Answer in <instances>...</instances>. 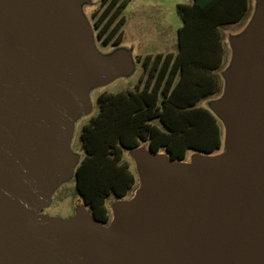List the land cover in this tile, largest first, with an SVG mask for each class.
Listing matches in <instances>:
<instances>
[{
	"label": "water",
	"instance_id": "water-1",
	"mask_svg": "<svg viewBox=\"0 0 264 264\" xmlns=\"http://www.w3.org/2000/svg\"><path fill=\"white\" fill-rule=\"evenodd\" d=\"M80 0H0V264H264V0L232 40L220 154L132 149L141 186L109 228L85 208L36 214L76 164L86 89L127 69L94 49Z\"/></svg>",
	"mask_w": 264,
	"mask_h": 264
},
{
	"label": "trees",
	"instance_id": "trees-1",
	"mask_svg": "<svg viewBox=\"0 0 264 264\" xmlns=\"http://www.w3.org/2000/svg\"><path fill=\"white\" fill-rule=\"evenodd\" d=\"M128 3L101 0L100 9L93 12L103 44L122 41ZM248 9L249 0L177 4L183 22L178 51L138 57L143 72L149 69L141 88L140 77L133 90L99 95L98 114L82 127L85 155L75 170L76 189L96 220L109 223L108 196L125 197L138 188L135 175L121 162L124 148L147 142L152 152L165 151L173 161L185 160L190 149L215 154L222 148V125L199 103L220 89L216 72L224 63L225 49L219 27L242 20ZM156 119L163 128L153 123Z\"/></svg>",
	"mask_w": 264,
	"mask_h": 264
},
{
	"label": "rangeland",
	"instance_id": "rangeland-1",
	"mask_svg": "<svg viewBox=\"0 0 264 264\" xmlns=\"http://www.w3.org/2000/svg\"><path fill=\"white\" fill-rule=\"evenodd\" d=\"M260 1L249 0V9L243 20L238 24L222 27L226 49L225 61L216 72L220 78V89L200 102L202 106L215 114L222 125L223 145L215 154L222 153L227 147V128L224 120L215 109V103L225 95L227 90L228 81L225 72L230 67L234 56L232 40L240 37L250 28L259 9ZM100 3L101 0H80L78 2V9L88 26L92 45L98 55L104 59L124 55L127 58L128 67L108 81L92 83L87 87L86 100L88 102V109L72 118V129L68 139V147L73 155L77 157V162L60 179L48 198V202L38 208L36 214L70 218L75 216L82 207L91 214L90 208L84 204L82 196L76 189L75 170L85 155L80 139L82 127L98 114V97L100 94L133 90L140 77L142 81L139 83V88L145 84L148 79L149 69L143 72L142 64L137 60L138 55L151 54L154 57L160 52H177L178 30L182 25V20L177 13V4H189L191 0H129L128 5L123 11L126 21L123 26V39L119 44H103L97 38L92 14L95 10L100 9ZM151 62L152 60L148 64V67H150ZM153 123L163 128L158 119L154 120ZM139 148L147 149V142H142ZM133 152L132 149L124 148L121 162H124L135 175L139 188L141 183ZM159 154L168 156L165 151H161ZM199 154L200 152L190 149L187 151V156L183 161L191 162ZM137 189L125 197L117 198L114 195H110L105 199L110 221L109 223H102L103 226L109 228L113 222V206L120 201H130L135 196Z\"/></svg>",
	"mask_w": 264,
	"mask_h": 264
},
{
	"label": "crops",
	"instance_id": "crops-1",
	"mask_svg": "<svg viewBox=\"0 0 264 264\" xmlns=\"http://www.w3.org/2000/svg\"><path fill=\"white\" fill-rule=\"evenodd\" d=\"M193 2V0H191V3ZM190 4V3H189ZM178 13V12H177ZM180 16V15H179ZM181 18V17H180ZM182 20V19H181ZM243 20V19H242ZM242 20H240V21H238V22H236V23H232V24H227V25H235V24H238V23H240ZM183 23V22H182ZM227 25H223V26H227ZM182 26V25H181ZM223 26H220L219 27V29H220V32L222 33V27ZM222 35H223V33H222ZM223 43H224V38H223ZM224 49H226L225 48V45H224ZM177 51H178V47H177ZM160 53H162V52H160ZM168 53V52H167ZM174 53H176V52H174ZM164 54H166V53H164ZM146 55H149V54H146ZM146 55H138V57H140L141 59L142 58H144ZM137 57V58H138ZM138 60V59H137ZM139 61V60H138ZM224 61H225V57H224ZM139 62H141V61H139ZM141 64H142V62H141ZM142 75V74H141ZM200 105H201V103H199Z\"/></svg>",
	"mask_w": 264,
	"mask_h": 264
}]
</instances>
